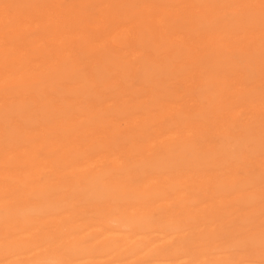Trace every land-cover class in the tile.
<instances>
[{"label": "bare ground", "instance_id": "obj_1", "mask_svg": "<svg viewBox=\"0 0 264 264\" xmlns=\"http://www.w3.org/2000/svg\"><path fill=\"white\" fill-rule=\"evenodd\" d=\"M246 154L262 178L264 0H0V264H194L223 231L188 222L263 201Z\"/></svg>", "mask_w": 264, "mask_h": 264}, {"label": "rangeland", "instance_id": "obj_2", "mask_svg": "<svg viewBox=\"0 0 264 264\" xmlns=\"http://www.w3.org/2000/svg\"><path fill=\"white\" fill-rule=\"evenodd\" d=\"M148 77H151V75L149 74V73H147L146 74ZM136 81H138V80H136ZM141 82V80L140 81H138L137 83H140ZM221 137H219V136H214L213 138H212V143L213 144H220V142H221ZM246 156V162L247 163H245V166L243 165V166H241L238 170H236V174H237V177L240 179V180H248L247 182L249 183V179H250V177H251V174H254V172L257 174V172H259L260 170H259V168L258 167H260V166H258V163H259V157H255L254 155H249V154H246L245 155ZM248 164H250V165H248ZM252 170V171H251ZM254 170V171H253ZM238 171V172H237ZM256 174H254V175H252V176H254L253 178H254V180H256V182H254V180H253V183L252 182H250L249 184L247 183V182H245V186H244V188H245V191L244 192H246V193H249V192H251V191H254V190H259V194H261L262 193V200L263 201H261V204L260 205H257L256 207H252V206H245V205H243V204H240V203H238V202H235V203H233V204H220L221 206L219 207V211H220V213H219V215H217V217L215 216V218L214 217H211L210 218V223H209V221L208 222H204V221H202V220H200V218L199 219H196V220H193L192 222H188L189 224H188V226L190 227V229L191 228H194V227H202V226H205L208 230H212L213 228H215V229H217V230H221V231H223V232H221V239H219V243H220V245L221 246H223L222 248H220V249H218V250H209V252H207L206 250H202V249H199L198 250V254L197 255H199L198 256V259H200L199 261H197V262H194V264H204L203 262H208V264H216L217 263V259L218 258H220V257H226V256H228V255H231V254H239V256L242 258V260H243V262H238L239 260H237V261H235V263L233 262H231L230 264H237V263H239V264H247V263H249V264H264V260L263 259H260V258H256V257H253V254L251 255V252L253 251V249H254V246H255V240H254V235L256 234V233H258L259 231H263L264 230V225L262 226V224H264V207H261L262 205H264V176L261 178V177H259L258 178V180H257V177H256ZM261 174V173H260ZM262 174L264 175V172H262ZM230 174H226L225 176L226 177H228ZM249 175V176H248ZM260 176H262V175H260ZM246 177H249V178H246ZM250 179V180H251ZM260 179H263V181L262 180H260ZM258 182V183H257ZM257 183V184H256ZM252 184V185H251ZM254 184V185H253ZM255 184H256V186H255ZM247 186H249V188L247 187ZM250 186H252V187H250ZM240 204V205H239ZM241 206V207H240ZM260 207V209L259 210H257V208H259ZM223 208V209H222ZM243 208H245V209H243ZM221 209H222V211H221ZM256 209V210H255ZM252 210H253V212H252ZM222 212V213H221ZM224 212V213H223ZM244 212V213H243ZM227 213H228V216H227ZM224 214V215H223ZM230 214V215H229ZM258 214H260V215H258ZM262 214H263V216H262ZM223 215V216H222ZM242 216V217H241ZM248 216V217H247ZM249 216L250 217H253V218H249ZM258 216H260L259 218H257ZM210 217V216H209ZM220 217H223L222 219L220 218ZM246 217V218H245ZM254 217H256L255 219H254ZM175 218H176V221H178L179 223L178 224H185V222H182V218L181 217H178V215H175ZM218 219V220H217ZM220 219H221V222H220ZM212 220H214V221H212ZM230 220V221H229ZM237 220V221H236ZM251 220H254V221H251ZM261 220V221H260ZM229 221V222H228ZM232 221L234 222V224H232ZM249 221H251V222H249ZM225 222H226V225H225ZM235 222H236V224H235ZM196 223L198 224V225H196ZM243 223H245L246 225H244L243 226ZM249 223V224H248ZM259 223H261V224H259ZM222 224H224V225H222ZM230 225V226H229ZM187 225H186V227H188ZM227 226V227H226ZM251 226V227H250ZM249 227V228H248ZM247 230H246V229ZM233 229V230H232ZM235 229V230H234ZM238 229L240 230V232L238 231ZM244 229V230H243ZM188 231V230H187ZM236 231H238L239 232V234H238V232H237V234L236 233H234V232H236ZM226 232V233H225ZM232 232V233H231ZM242 232H246L244 235H246V236H248V237H246V236H244L243 235V233ZM225 233V234H224ZM229 233V235H228V237L226 236V234H228ZM241 233V234H240ZM252 233V234H251ZM233 235V237H232V235ZM249 234V235H248ZM224 235V236H223ZM237 235V236H236ZM236 236V237H235ZM245 238H244V237ZM251 236V237H250ZM223 237V238H222ZM227 237V238H226ZM241 238V239H240ZM232 239H234V240H232ZM237 239H239V240H237ZM243 239V240H242ZM237 241H239V242H237ZM230 242V243H229ZM236 242V243H235ZM247 242H249V243H247ZM230 244V245H228L227 246V248H225L226 247V245L227 244ZM223 244V245H222ZM225 244V245H224ZM250 245V246H249ZM242 246V247H241ZM249 247V248H248ZM253 249H252V248ZM248 249H249V251H248ZM228 250V251H227ZM242 250V251H241ZM245 250V251H244ZM51 251H52V253H51ZM217 253H216V252ZM225 251V252H224ZM223 254V255H221V253ZM240 252V253H239ZM205 253V254H204ZM210 253H212V254H210ZM216 253V254H215ZM220 253V254H219ZM228 253V254H227ZM250 253V254H249ZM253 253V252H252ZM44 254H46L45 252H44ZM48 254H50V255H56V256H59V255H63V256H65V257H68V254H67V252L65 251V249H52V250H50L49 252H48ZM208 254H209V256H208ZM214 254V255H213ZM225 254V255H224ZM227 254V255H226ZM247 255V256H246ZM251 255V256H250ZM242 256H244V257H246V260H244L245 258L244 257H242ZM33 256H30V258H32ZM204 257V258H203ZM114 258H115V256H113L112 258H110L109 259V261L111 260V261H114ZM241 258H240V260H241ZM250 258H252V260L250 261ZM254 258V259H253ZM103 259H108L107 257H103ZM103 259L102 258H100V261H102L103 262ZM209 260V261H208ZM245 261V262H244ZM250 261V262H249ZM263 261V262H262ZM141 262V263H140ZM207 262L205 263V264H207ZM212 262V263H211ZM220 262H222V260H220ZM247 262V263H246ZM252 262H254V263H252ZM134 264H148L147 262H146V260H144L143 262L142 261H135V262H133ZM219 263V262H218ZM112 264H115V262H112ZM180 264V263H179ZM181 264H193V262H186V263H181ZM226 264H228V263H226Z\"/></svg>", "mask_w": 264, "mask_h": 264}]
</instances>
